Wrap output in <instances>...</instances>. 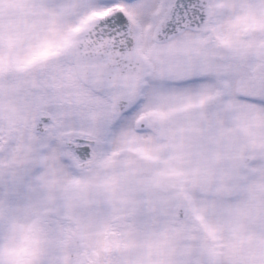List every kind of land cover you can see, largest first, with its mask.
Listing matches in <instances>:
<instances>
[{"label": "snow or ice", "instance_id": "6c2138e0", "mask_svg": "<svg viewBox=\"0 0 264 264\" xmlns=\"http://www.w3.org/2000/svg\"><path fill=\"white\" fill-rule=\"evenodd\" d=\"M0 264H264V0H0Z\"/></svg>", "mask_w": 264, "mask_h": 264}]
</instances>
